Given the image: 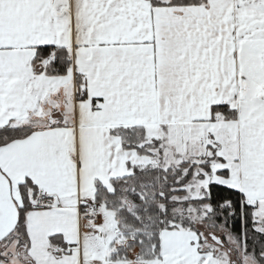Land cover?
I'll return each instance as SVG.
<instances>
[{
  "label": "snow or ice",
  "instance_id": "obj_1",
  "mask_svg": "<svg viewBox=\"0 0 264 264\" xmlns=\"http://www.w3.org/2000/svg\"><path fill=\"white\" fill-rule=\"evenodd\" d=\"M0 264H264V0H0Z\"/></svg>",
  "mask_w": 264,
  "mask_h": 264
}]
</instances>
